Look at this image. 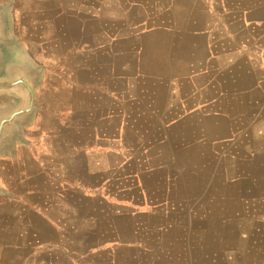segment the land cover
<instances>
[{
    "label": "crops",
    "instance_id": "1",
    "mask_svg": "<svg viewBox=\"0 0 264 264\" xmlns=\"http://www.w3.org/2000/svg\"><path fill=\"white\" fill-rule=\"evenodd\" d=\"M75 2V71L90 80L104 70L108 80L74 84L88 103L73 91L71 119H43L32 136L38 87L27 144L0 157V264H80L81 235L89 256L108 252L99 264L140 263L121 254L148 253L146 242L172 228L177 192L185 202L194 186L207 198L203 169L264 147V132L261 144L249 139L251 122L264 120V0ZM59 34L41 30L42 58L63 56ZM15 39L43 78L48 64ZM213 193L221 199L222 188Z\"/></svg>",
    "mask_w": 264,
    "mask_h": 264
},
{
    "label": "rangeland",
    "instance_id": "2",
    "mask_svg": "<svg viewBox=\"0 0 264 264\" xmlns=\"http://www.w3.org/2000/svg\"><path fill=\"white\" fill-rule=\"evenodd\" d=\"M41 1L13 0L11 11L13 37L20 38L34 58L41 62L44 61L49 68L47 72H44L38 90L37 101L40 111L35 117L32 132L27 133V135L31 133L32 136H34L33 131L45 128L43 119H48L53 126L59 113L62 120L67 121L63 114L69 115L71 119L72 106L69 97L73 91L77 97H81L84 102L88 103V95L81 93L78 89H73L74 84L91 80L93 83L103 85L108 80V73L104 70L95 73L90 80L87 74L75 71L74 64L78 61L77 55L80 50L73 51L71 40L67 37L79 29L76 20L73 19L76 15L77 2L75 0H43L42 3ZM5 3L6 0H0V6ZM82 10L88 13V5ZM46 15L49 16V23L42 29L41 17ZM85 16L89 20L88 28L91 30V16L88 17V14ZM95 27L96 31L101 29L98 24ZM41 30L47 35L61 32L59 35L62 38V45L59 49L61 48L63 56L49 55L42 58L40 55L42 54ZM63 34L64 37H62ZM66 100L67 102H64ZM86 103L81 105V110L93 112L95 108H90ZM259 120L250 124L254 126L253 134L249 136V139L253 141L256 138L255 144L262 143L259 134L264 132V120ZM226 128L225 126L223 129L225 133ZM240 129H245L243 123ZM75 139H77L75 141L87 143V136ZM49 140L53 142L52 138ZM36 141L38 142V139ZM224 147L225 151H231V145ZM22 152L23 150L20 154ZM243 156V152H238L236 155L241 159ZM248 160L233 163L231 158L225 156L221 161L222 168L216 169L209 166L203 169L208 186L207 198L199 200L194 186L191 198L185 202L178 197L181 194L177 192L176 207L173 209L177 213L169 217L172 228L161 234L160 239L155 240L151 237L146 242L148 253L141 254L133 249L120 253L126 256L142 257L140 263L127 264H264V147L261 146L257 155ZM197 170L193 169V184L197 180L195 176ZM216 170L221 175L217 178L218 180L213 177ZM245 175L249 176V179ZM237 178L239 180H236ZM220 179H222V185ZM221 188V199L213 198V191L215 189L219 191ZM84 218L88 219L86 216ZM98 221L101 225L100 217ZM111 221L115 222L114 219ZM84 242L85 238L81 235L80 264H99V260L109 255L108 252L102 250L96 252L95 256H89ZM112 255L115 256V254Z\"/></svg>",
    "mask_w": 264,
    "mask_h": 264
},
{
    "label": "water",
    "instance_id": "3",
    "mask_svg": "<svg viewBox=\"0 0 264 264\" xmlns=\"http://www.w3.org/2000/svg\"><path fill=\"white\" fill-rule=\"evenodd\" d=\"M12 6L13 0L0 6V157L11 154L16 144H27L23 129L39 110L36 95L42 79L40 68L12 35Z\"/></svg>",
    "mask_w": 264,
    "mask_h": 264
}]
</instances>
